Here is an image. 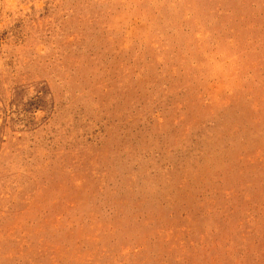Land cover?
I'll list each match as a JSON object with an SVG mask.
<instances>
[{"label":"rangeland","instance_id":"rangeland-1","mask_svg":"<svg viewBox=\"0 0 264 264\" xmlns=\"http://www.w3.org/2000/svg\"><path fill=\"white\" fill-rule=\"evenodd\" d=\"M0 264H264V0H0Z\"/></svg>","mask_w":264,"mask_h":264}]
</instances>
